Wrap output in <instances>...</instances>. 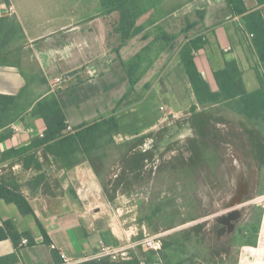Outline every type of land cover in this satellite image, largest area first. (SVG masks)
I'll list each match as a JSON object with an SVG mask.
<instances>
[{
    "label": "crops",
    "instance_id": "0c3cea01",
    "mask_svg": "<svg viewBox=\"0 0 264 264\" xmlns=\"http://www.w3.org/2000/svg\"><path fill=\"white\" fill-rule=\"evenodd\" d=\"M242 1L246 11L239 14L228 0H0V95L15 97L0 100V180L17 185L34 211L23 214L0 198V227L10 220L35 241L17 248L11 239H2L0 258L15 254L10 264H61L54 257L57 251L78 264L99 258L102 245L116 250L130 245L108 219L92 211L106 197L100 176L110 173V156L95 164L80 156L61 166L40 148L43 167L36 168L24 166L27 154L3 155L44 134L46 122L32 110L50 94L57 96L71 132L117 117L130 102L159 88L178 95L180 103L188 100V112L196 97L179 52L198 36L205 44L194 51L195 60L214 90L215 71L228 60L237 61L248 91L259 89L261 60L245 17L259 11L264 20V0ZM127 7L136 23L121 43L120 17ZM160 31L172 36L163 48ZM111 32L118 34L110 37ZM141 65L132 82L131 69L137 72ZM166 75L170 82L164 83ZM56 77L63 82L54 92L50 84ZM115 140L118 145L125 141ZM41 174L45 178L34 188L31 182ZM235 264H264V241L242 245Z\"/></svg>",
    "mask_w": 264,
    "mask_h": 264
},
{
    "label": "rangeland",
    "instance_id": "374dc122",
    "mask_svg": "<svg viewBox=\"0 0 264 264\" xmlns=\"http://www.w3.org/2000/svg\"><path fill=\"white\" fill-rule=\"evenodd\" d=\"M166 77L162 81L170 82ZM165 91H149L118 114L120 127L115 136L136 139L135 149L126 162L121 153L110 156V173L101 179L103 183L108 181L114 199L109 200L105 193L103 203L92 211L100 212L113 224L130 244L125 248L128 255L138 257L143 264L161 257L159 251L145 245L146 237L157 236L162 241L167 235L201 222L206 223L204 229L194 234L202 237L207 231V247L211 244L220 252L211 255L209 264H235L242 244L253 236L258 240L262 230L264 164L260 161L264 133L259 123L236 111L226 110L214 116L210 113L214 101L202 106L203 115L193 116L184 109L188 100L180 103L178 95L173 97ZM200 139L201 163L196 162L194 148V140ZM137 175L138 180H134ZM164 197L175 199L178 212L169 218L167 214L152 216L154 206L166 200ZM166 208L171 211L172 206ZM191 217L196 219L188 221ZM173 222L180 225L164 230ZM179 255L184 264H203L197 259L188 260L195 257L189 251Z\"/></svg>",
    "mask_w": 264,
    "mask_h": 264
},
{
    "label": "trees",
    "instance_id": "16d2710c",
    "mask_svg": "<svg viewBox=\"0 0 264 264\" xmlns=\"http://www.w3.org/2000/svg\"><path fill=\"white\" fill-rule=\"evenodd\" d=\"M228 2L235 13L242 14L246 11L242 0H228ZM120 18L121 31L116 32L121 34L120 42L122 43L132 34L136 20L128 7L124 10ZM245 19L246 28L254 35V47L261 60V67L258 69V78L261 85L259 89L248 91L237 61L228 60L225 62L223 68L215 71L218 89L214 90L210 82L199 70L195 60L194 51L200 49L205 44L203 37L198 36L186 42L181 47L179 54L196 97V103L189 110L193 116L203 115L201 113L202 106H209L214 101L215 103L210 111V113H214V116L226 110L236 111L246 119L259 123L260 130L264 133V20L259 11L246 15ZM114 34L118 33L111 32L110 37H113ZM158 39L162 44L161 48H163L164 44L171 42L172 36L165 31H160L158 33ZM150 49L148 47V50ZM141 62H143V59H141ZM142 66L138 68L137 72L131 69L132 73L130 72V77L132 82L138 77V72ZM129 94L122 98L120 105ZM14 98L13 96L0 95V100L7 99L11 101ZM199 107H201V110ZM32 113L39 114L44 118L47 125L44 134L36 137L28 146L9 150L4 153L3 158L11 154H27L24 157V166L30 167L33 165L36 168H42L43 165L39 162L37 154V150L40 148H44L46 152L53 156L54 162L61 166H70L76 163L80 159V156H82L81 158L89 159L90 162L95 164L97 160L106 159V157L113 155V153H121L123 161H125L135 149L136 139L125 140L121 145L116 143L115 133L118 132L120 124L115 115L77 128L74 132L68 131L66 114L55 94H50L42 98L33 108ZM198 127L200 128V126H197V129ZM232 135H234V132H232ZM224 140L229 139L224 137ZM231 140L233 141L234 139ZM194 145L198 156L196 162L201 163L202 159L200 158V154L202 152L203 141L201 139L194 140ZM130 158H133V156ZM260 162L264 164V152L262 153ZM105 176H100V178H105ZM44 178L45 175H39L36 180L31 182L33 187L36 188L39 186ZM133 179L138 180V175L133 176ZM108 185V181H105L103 188L108 199L113 200L114 198L110 194L111 191ZM0 198H3L9 203H15L23 214L34 213L28 199L14 183H6L0 180ZM252 198L248 197V199ZM163 199L166 200L161 199L154 206L152 216L167 214L169 218V216L178 212L177 204L175 203L174 205L173 203L175 199H169L168 197H164ZM169 205L172 206L171 211H168L166 208ZM195 219L196 217H191L188 221ZM205 225V222L197 223L186 230H181L180 232L164 237L162 240V249L159 250L161 255L160 260L150 264H184L185 261L179 257V253L183 255L184 253H188V251L195 254L194 258L192 257L188 260L197 259L203 264H209L211 255L213 256L220 252L218 250L215 251L211 244L207 247V231H204L202 237L199 233L194 234L195 230L204 229ZM39 226L44 234V240L46 243L51 244L49 236L40 222ZM173 226H176L174 222L172 224H166V227L163 228H172ZM258 230V228L255 230L256 236ZM220 233L221 231H218V234ZM8 238L13 241L17 248L27 244H34L35 242L30 233H20L15 224L10 220L5 221L4 225L0 227V240ZM23 238L28 239L27 244L22 243ZM104 239H107V233H104ZM256 242L257 240L253 236L248 238L242 245L255 244ZM115 243L118 244V242ZM203 244L206 245V248L202 246ZM54 257L57 262L66 264L61 253L54 251ZM14 259L15 254L1 257L0 264H10ZM78 264H142V261L138 257L119 260H112L106 257L89 259Z\"/></svg>",
    "mask_w": 264,
    "mask_h": 264
},
{
    "label": "built area",
    "instance_id": "2783aa9c",
    "mask_svg": "<svg viewBox=\"0 0 264 264\" xmlns=\"http://www.w3.org/2000/svg\"><path fill=\"white\" fill-rule=\"evenodd\" d=\"M8 11L10 13L14 12V6L10 5L8 8ZM252 38H254L253 34H250ZM63 82L62 77H56L52 82H51V90L52 91H57L59 87L61 86ZM28 239L23 238L22 243L27 244ZM144 243L147 247L154 249L156 251H159L162 248V241L159 237L157 236H149L144 239ZM54 246V245H53ZM109 257L112 260H119V259H130L131 257L128 255V252L125 248L116 250L112 247L102 245L100 253H99V258H106ZM64 258V257H63ZM65 259V258H64ZM66 261V260H65ZM66 264H70L66 261ZM143 264V262H142Z\"/></svg>",
    "mask_w": 264,
    "mask_h": 264
},
{
    "label": "bare ground",
    "instance_id": "6f19581e",
    "mask_svg": "<svg viewBox=\"0 0 264 264\" xmlns=\"http://www.w3.org/2000/svg\"><path fill=\"white\" fill-rule=\"evenodd\" d=\"M259 239H260V241H264V220L262 223V230L260 232Z\"/></svg>",
    "mask_w": 264,
    "mask_h": 264
}]
</instances>
